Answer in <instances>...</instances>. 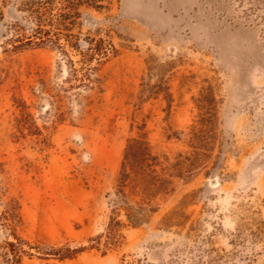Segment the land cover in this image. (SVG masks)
Instances as JSON below:
<instances>
[{"label":"rangeland","instance_id":"374dc122","mask_svg":"<svg viewBox=\"0 0 264 264\" xmlns=\"http://www.w3.org/2000/svg\"><path fill=\"white\" fill-rule=\"evenodd\" d=\"M75 1L0 0V264H264V0Z\"/></svg>","mask_w":264,"mask_h":264},{"label":"trees","instance_id":"16d2710c","mask_svg":"<svg viewBox=\"0 0 264 264\" xmlns=\"http://www.w3.org/2000/svg\"><path fill=\"white\" fill-rule=\"evenodd\" d=\"M81 1L83 0H76L74 3H75V6H77L78 3H80ZM73 5V4H72Z\"/></svg>","mask_w":264,"mask_h":264}]
</instances>
